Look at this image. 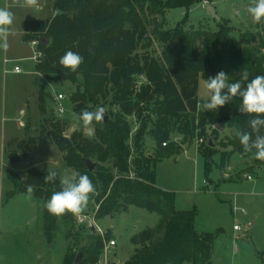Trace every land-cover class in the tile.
<instances>
[{"label": "trees", "instance_id": "1", "mask_svg": "<svg viewBox=\"0 0 264 264\" xmlns=\"http://www.w3.org/2000/svg\"><path fill=\"white\" fill-rule=\"evenodd\" d=\"M198 1L54 0L53 7L57 11L54 16L46 20H29L24 24L23 43L40 37L48 41L47 45L39 41L41 57L36 63L35 73L75 85L70 100L77 116L85 109L92 111L104 107L110 117L106 123L93 121L94 138L85 137L81 132L65 136L58 126L51 133L58 147L65 152L66 165L74 172L88 175L99 192L95 197L100 203L96 218L124 211L128 205L159 215L154 228L144 229L131 237L135 248L124 264H211L217 235L198 232L194 224L196 210L176 209L174 193L158 188L155 183L156 164L181 151L174 142L167 143L172 129L176 128L184 136L183 142L196 128L206 136V145L211 148L201 153L206 157L204 173L208 181L212 170L210 158L215 151L212 137L219 124L233 130V135L223 144L224 148L229 146L230 149L220 152L222 165L235 153L247 160L250 170L264 165V161L256 160L244 151L235 134L237 130L252 131L248 122L254 117L239 111L241 97H234L216 111L198 109L201 75L207 80L223 70L230 77V82H235L242 72H247L248 81H242V88L255 76L264 75V35L242 34L248 45L236 48L230 38L233 27L227 19L218 22L216 31L193 26L185 28L188 12ZM170 8H185L186 13L173 28L164 29L158 16ZM148 27H151L150 31ZM257 38L259 45L255 46L253 43ZM152 40L160 44V53L146 56L140 65L134 52L139 44L149 48ZM68 50L84 57L76 72L59 63L60 57ZM136 73L143 74L147 83L137 87L133 77ZM45 94L42 88L40 100L43 107ZM144 105L156 115L152 136L157 150L152 157L140 154L135 157V175L131 177L129 160L132 150L128 143L131 128L126 116L133 112L142 113ZM114 106L118 109L115 110ZM210 127L214 128L209 137L206 133ZM145 128L146 124H143L135 136L137 151ZM260 134L264 135V127ZM255 135L253 133V138ZM210 138L214 146L209 144ZM27 147V144H20L22 150ZM15 155H11L14 161ZM84 159L98 163L95 162V168L90 171ZM107 160L112 162V169L100 164ZM46 174L31 168L20 184L13 178L15 190L8 196L26 193L27 186L32 185L33 195L47 201L54 190H60V179L57 176L55 182L46 183ZM43 211V232L47 243L53 241L60 220L71 224V227L76 220V216L71 214L56 217L44 207ZM109 237L108 231L104 236L90 235L91 242L80 248L83 258L78 264H97ZM76 256L69 248L62 264H74Z\"/></svg>", "mask_w": 264, "mask_h": 264}, {"label": "rangeland", "instance_id": "2", "mask_svg": "<svg viewBox=\"0 0 264 264\" xmlns=\"http://www.w3.org/2000/svg\"><path fill=\"white\" fill-rule=\"evenodd\" d=\"M206 1L199 0L193 4L188 12L185 28L193 26L216 31L218 22L227 19L233 27L230 38L236 48L248 45L245 38L241 37L242 34L264 35V22L255 23L247 11L252 0ZM53 2L54 0H39V8L32 9L21 8L15 5L14 0H0V7L9 8L15 14L14 34L8 38L10 47L6 53L0 51V264H62L69 248L78 254L81 252L80 248L91 242L90 235L104 236L107 231L110 232L109 241L115 240L116 245L107 249L104 246L97 264H124L135 248L131 237L144 229L154 228L159 220L157 213L128 205L124 211L96 218L100 205L95 199L99 193L96 191L83 214L91 219L94 229L89 223H80L77 216L72 227L60 220L53 241L47 243L42 222L44 200L34 195L28 199L27 193L8 196L10 191L15 190L12 179L20 184L31 168L44 172L49 168L58 173L59 179L64 173H74L66 165L65 152L51 136L56 126L63 129L65 136L81 132L85 137H95V126L92 124V135L89 136V129L76 118L73 111L70 95L75 91V85L35 73L37 62L33 55L39 51V45L33 46L32 41L22 43L24 22L46 20L54 16L57 11L54 10ZM209 7H214L218 18L208 13ZM185 13V8H170L164 15H159L158 20L162 28H173L184 18ZM150 42L149 48H143L139 44L134 52L140 65L144 63L146 56L160 53V44L153 40ZM253 45H259L258 38ZM5 58L9 60L8 63H4ZM16 64L22 67V73L4 72V69L10 70ZM133 77L137 87L147 83L143 74L136 73ZM205 83L206 80L201 75L198 81L200 110H203L200 105L209 95ZM42 88L46 93L44 107L40 100ZM55 92H62L67 96V110L63 115H58L55 110ZM114 109L117 110L118 107L114 106ZM126 120L131 128L128 143L132 150L129 164L132 169L130 175L133 177L135 157L138 154L152 157L156 153V141L152 136L156 115L151 112L150 107L146 108L144 105L142 113L133 112L126 116ZM143 124H146V128L138 153L134 141ZM223 127V131L216 127L215 136L212 137L215 151L210 158L212 170L209 181L204 173L206 157L201 153L211 148L206 145V136H202L196 128L192 136L183 142L184 136L174 128L167 143L174 142L181 147V151L156 164L155 183L158 188L174 193L176 209L196 210L194 224L198 232L217 235L213 242L211 264H264V165L260 169L250 170L247 160L237 153L232 154L226 164L222 165L220 152L230 149L229 146L224 148L223 144L233 135L232 129L226 125ZM213 128L207 130L209 137ZM21 143L28 147L22 150ZM12 153L17 156L15 161L11 157ZM26 159H30L31 164L26 165ZM100 164L112 169L110 160ZM247 176L252 178L247 179ZM234 225H238L240 229L234 230ZM41 230L43 242L40 245L37 239L41 238ZM31 237L34 243L29 241L32 240ZM36 253L42 255V260L35 261Z\"/></svg>", "mask_w": 264, "mask_h": 264}, {"label": "clouds", "instance_id": "3", "mask_svg": "<svg viewBox=\"0 0 264 264\" xmlns=\"http://www.w3.org/2000/svg\"><path fill=\"white\" fill-rule=\"evenodd\" d=\"M15 5L21 8H39V0H14ZM253 21L257 24L264 22V0H252L247 9ZM15 14L9 8L0 7V51L7 52L9 36L14 34L13 24ZM84 62V57L71 50L66 51L59 59L60 65L76 72ZM242 81H248V73L242 72L239 80L230 82V77L223 71L206 80L205 87L209 93L208 99L200 105L205 111H216L225 106L234 97H241L242 103L239 111L243 114L253 116L249 120L251 132L237 130L236 136L239 139L245 152L250 153L256 160L264 161V135H261V128L264 127V75H257L246 87L242 88ZM107 111L104 107H97L95 110H83L76 117L89 129L88 135H92L93 121L99 123L104 121ZM253 133H256L253 138ZM58 173L48 168L44 176L46 183L56 181ZM60 190H54L50 198L43 202L47 212L56 217L66 214L73 216L83 215L88 207L91 197L95 194L96 188L86 174L64 173L60 176ZM32 185L26 188L27 198L31 199L34 193Z\"/></svg>", "mask_w": 264, "mask_h": 264}, {"label": "built area", "instance_id": "4", "mask_svg": "<svg viewBox=\"0 0 264 264\" xmlns=\"http://www.w3.org/2000/svg\"><path fill=\"white\" fill-rule=\"evenodd\" d=\"M204 2L206 3L207 1L204 0ZM31 44L33 46L38 45L39 44V40H34L31 42ZM41 57V52L37 51L35 53V55H33V59L37 62ZM9 60L5 59V63H8ZM4 72H12L15 74H20L23 72L22 67L20 65H14V67H12V69L7 70L4 69ZM66 100H67V96L64 95L62 92H55L54 93V102H55V110L57 112L58 115H63L66 110H67V106H66ZM200 142H203V139H200ZM166 143H164L165 145ZM247 179H251V176H247ZM245 213V211H243ZM78 221L80 223H89L92 222L91 219H89L86 215H81L77 217ZM234 230H239L240 227L238 225H234ZM105 248H109V247H114L116 245V241L115 240H110L108 243L105 244Z\"/></svg>", "mask_w": 264, "mask_h": 264}, {"label": "water", "instance_id": "5", "mask_svg": "<svg viewBox=\"0 0 264 264\" xmlns=\"http://www.w3.org/2000/svg\"><path fill=\"white\" fill-rule=\"evenodd\" d=\"M208 13H210L211 16L214 17V18H218L217 15H216V11H215L214 7H209V8H208ZM39 41H40L43 45H47V44H48V41H47L44 37H40V38H39ZM109 118H110V117H109V116L107 115V113H106L105 118H104V121H102V122H103V123H106V122L108 121ZM217 129H218L219 131H223V130H224L223 124H219L218 127H217ZM69 134H70V132L67 133V135H69ZM209 144H210L211 146H214V144L212 143V138L209 139ZM31 162H32V161H31L30 159H26V160H25V164H26V165L31 164ZM84 163H85L86 167H87L90 171H92V170L95 168V164H94V162H92L90 159H84ZM89 224H90V227H91L92 229H94V225L92 224V222H89ZM82 258H83V254H82L81 252H79V253L77 254V256H76V259H75V261H74V264H78L79 261H80Z\"/></svg>", "mask_w": 264, "mask_h": 264}, {"label": "crops", "instance_id": "6", "mask_svg": "<svg viewBox=\"0 0 264 264\" xmlns=\"http://www.w3.org/2000/svg\"><path fill=\"white\" fill-rule=\"evenodd\" d=\"M27 21H29V20H27ZM24 24H25V22H24ZM24 24H23V27H24ZM23 33V32H22ZM23 43V42H22ZM23 44H25V43H23ZM5 59H7V58H5ZM5 59L3 60L4 61V63H5ZM251 178H252V176H251ZM16 195H18V194H15L14 196H16ZM13 196V197H14ZM142 216H144V215H142ZM147 216V215H146ZM158 221V220H157ZM148 227H150V226H148ZM153 227V226H152ZM40 234H41V238H39V239H37L38 240V242L40 243V245L42 244V242H43V232H42V230L40 231ZM32 238V240H29V241H31V242H33L34 243V239H33V237H31ZM36 240V241H37ZM35 241V242H36ZM35 256H34V259H36L35 261H39V260H42L41 258H42V255L41 254H34Z\"/></svg>", "mask_w": 264, "mask_h": 264}]
</instances>
